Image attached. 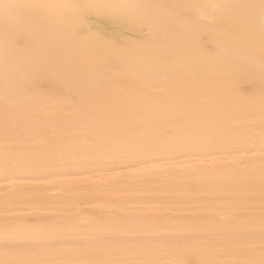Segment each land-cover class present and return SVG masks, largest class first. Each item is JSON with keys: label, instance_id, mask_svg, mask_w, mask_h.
I'll return each mask as SVG.
<instances>
[{"label": "bare ground", "instance_id": "bare-ground-1", "mask_svg": "<svg viewBox=\"0 0 264 264\" xmlns=\"http://www.w3.org/2000/svg\"><path fill=\"white\" fill-rule=\"evenodd\" d=\"M93 23L112 31L99 18ZM218 32L241 56L259 57L258 44L244 43L247 25ZM205 34L215 36V27ZM144 38L118 37L121 43ZM141 57L147 71L120 72L113 65L98 71L87 41L57 39L40 57L56 72L37 81L35 101L8 113L0 81V237L6 222L19 228L17 235L34 241L22 258L40 264L258 260V249L245 245L259 240L264 140L258 105L249 107L242 97L258 99L259 75L225 57L222 64L215 59L211 79L204 80L208 57L184 46ZM66 80L84 86L86 101L67 92ZM245 83L249 90H242ZM157 133L148 149L140 147ZM49 239L57 246L49 247Z\"/></svg>", "mask_w": 264, "mask_h": 264}, {"label": "snow or ice", "instance_id": "snow-or-ice-1", "mask_svg": "<svg viewBox=\"0 0 264 264\" xmlns=\"http://www.w3.org/2000/svg\"><path fill=\"white\" fill-rule=\"evenodd\" d=\"M257 8L258 13L254 11ZM243 10L250 11L245 13ZM94 18L106 22V27L110 26L112 31L101 30L93 23ZM227 22L247 25L248 40L253 46L258 44L259 57L251 51L241 56L236 49L220 40L216 41L215 49L207 46L203 35ZM125 33H137L145 38L121 43L118 37ZM57 39L87 41L98 71H104L107 65H113L120 72L130 70L133 74L147 71L142 53L150 50L167 53L180 46L197 57L217 59L222 53L224 57L242 60L260 78L258 99L254 94L242 99L249 107L258 105L261 139L264 140V0H260L259 5L195 3L193 0H64L61 3L0 0V81L4 86L6 113L35 101L39 93L37 81L42 80L45 73L56 72L54 63H44L40 57ZM22 53L32 55L26 58ZM129 65L133 66L129 69ZM65 89L78 96L81 102L86 101L87 94L81 83L66 80ZM155 135L158 133L147 135L140 147L148 149ZM10 147L6 140V166ZM260 155L264 158V144ZM261 179L264 182V168ZM244 223L252 239L255 222L249 220ZM234 224L239 227L241 221L234 220ZM258 230V243L245 246L257 248L259 259L234 261L233 264H264V201L261 203ZM19 231L6 222L0 237L5 259H0V264H40L22 258L30 252L34 241L28 236L20 237L17 235ZM48 246L57 245L49 239Z\"/></svg>", "mask_w": 264, "mask_h": 264}, {"label": "rangeland", "instance_id": "rangeland-1", "mask_svg": "<svg viewBox=\"0 0 264 264\" xmlns=\"http://www.w3.org/2000/svg\"><path fill=\"white\" fill-rule=\"evenodd\" d=\"M170 2H176V0H170ZM242 24H244V23H240V24H236V25H230V26H232V27H230V26H227L226 24H224V25H222V26H220L219 28H215L216 29V34H215V36H207L206 34H204L203 35V37H202V39L205 41V43L207 44V46L208 47H210V48H213V49H215V46L216 45H214V42H216L217 40H220V41H222V38H220V35H223V33L222 32H218V30L219 29H222V31L223 32H229V31H233V30H238V26L239 25H242ZM246 25V24H245ZM231 29V30H230ZM227 30V31H226ZM218 36V37H217ZM213 38H215V39H213ZM246 45H249L250 44V42H249V40L248 39H246L245 40V42H244ZM230 45V44H229ZM244 48H248V47H245V46H243ZM243 48V49H244ZM250 48V47H249ZM251 49V48H250ZM259 49V48H258ZM258 51H260V50H258ZM222 57V58H221ZM224 59V60H223ZM217 60H218V62L219 63H221L222 62V60L223 61H225V57L224 56H221L220 55V57L219 58H217ZM217 60H215V59H212V58H207L206 59V63L204 64L205 65V67H207L206 69H208V70H206L205 71V73H204V75H206L207 73V75L205 76V78H204V80H210L211 79V76H210V74H211V69L210 68H212V65H213V63H214V61H217ZM221 61V62H220ZM211 63V64H210ZM222 64V63H221ZM210 69V70H209ZM208 71V72H207ZM209 76V77H208ZM207 77V78H206ZM241 88H242V90H249L250 89V87L249 86H247L246 85V83L245 84H243V85H241Z\"/></svg>", "mask_w": 264, "mask_h": 264}]
</instances>
